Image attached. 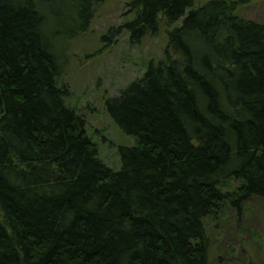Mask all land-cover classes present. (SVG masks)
<instances>
[{"label": "trees", "instance_id": "obj_1", "mask_svg": "<svg viewBox=\"0 0 264 264\" xmlns=\"http://www.w3.org/2000/svg\"><path fill=\"white\" fill-rule=\"evenodd\" d=\"M103 1L0 0V264H210L208 222L264 201V22L244 0H130L129 42L167 39L105 99L134 137L113 169L56 54Z\"/></svg>", "mask_w": 264, "mask_h": 264}, {"label": "rangeland", "instance_id": "obj_2", "mask_svg": "<svg viewBox=\"0 0 264 264\" xmlns=\"http://www.w3.org/2000/svg\"><path fill=\"white\" fill-rule=\"evenodd\" d=\"M129 1L104 0L96 7L87 32L59 43L56 50L70 90L67 102L84 116L100 159L113 169L120 166L119 147L133 145L134 137L113 122L105 99L140 76L149 59L162 57L167 39V27L162 26L139 43H130L122 28L134 16L126 6ZM240 12L247 19L264 22V0H244ZM246 208L239 215L231 211L208 222L210 264H264V201L251 199Z\"/></svg>", "mask_w": 264, "mask_h": 264}]
</instances>
